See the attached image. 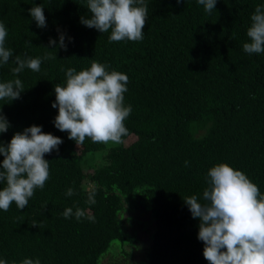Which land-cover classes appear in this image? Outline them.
<instances>
[{
    "label": "trees",
    "instance_id": "16d2710c",
    "mask_svg": "<svg viewBox=\"0 0 264 264\" xmlns=\"http://www.w3.org/2000/svg\"><path fill=\"white\" fill-rule=\"evenodd\" d=\"M144 3L143 40L109 42L111 29L101 33L81 22L91 17L87 0H0L5 47L13 51L0 64V83L20 79L24 89L19 99L0 100L9 123L0 145L34 125L63 141L44 156V188L35 189L24 209L13 202L0 210V260L7 264H102L116 241L121 253L108 255L131 258L140 250L141 264H209L198 239L200 220L184 199L195 195L208 203V172L221 163L242 171L264 195V53L243 50L251 16L257 6L264 9V0H217L211 13L198 0ZM35 6L43 7L44 28L30 15ZM61 34L66 50L59 46ZM17 55L41 59L40 71L26 67L13 74ZM93 62L129 78L124 105L132 112L120 144L86 138L77 145L54 124L55 86H66L68 68L79 72ZM97 152L105 162L86 171V159ZM3 160L0 154V166ZM93 188L96 203L90 204ZM138 189L137 199L145 205V196L151 207L143 209L150 214L146 222L121 216L123 209L139 210L133 200ZM67 208L73 209L69 218L63 216ZM77 208L85 212L79 221ZM140 228L149 235L144 243L130 232Z\"/></svg>",
    "mask_w": 264,
    "mask_h": 264
},
{
    "label": "clouds",
    "instance_id": "9594fccd",
    "mask_svg": "<svg viewBox=\"0 0 264 264\" xmlns=\"http://www.w3.org/2000/svg\"><path fill=\"white\" fill-rule=\"evenodd\" d=\"M90 18H82L88 28L101 33L111 29L109 42L122 40H143L148 10L144 0H87ZM181 0H177L180 3ZM217 0H198L206 12L211 13ZM138 5V6H137ZM31 17L40 28L46 27L42 6L32 7ZM251 26L247 30L250 42L244 43L243 50L248 54L264 53V9L257 6L251 16ZM8 33L0 23V64H6L13 57V51L5 47ZM71 39V38H69ZM65 37L59 38V46L65 48ZM54 40L49 41L54 45ZM51 57H44L50 59ZM13 74L21 73L26 67L34 72L40 71L41 59H22L15 57ZM66 86L54 88L58 107L55 127L69 133V139L82 145L86 138L93 143H122L128 135L124 124L132 112L131 105H124L128 76L118 71H106V66L93 62L87 70H66ZM20 79L0 83V100L10 102L20 98L23 92ZM9 123L0 113V133L7 132ZM63 141L52 134L41 131L40 126L26 128L16 133L7 147L0 145L4 156L0 181L6 187L0 190V210L7 212L15 202L18 209H24L35 189H43L49 179V162L45 154L51 153ZM187 165L188 162L186 161ZM209 188L204 190L203 198L208 203L198 202L195 195L184 199L193 218H199L198 239L205 244L204 258L209 264H264V195L242 171L235 170L226 163L212 167L208 172ZM95 188L88 193L87 202L95 204ZM67 196L74 195L72 188ZM73 209L67 208L63 216L69 218ZM79 221L85 216L84 210L77 208L74 213ZM87 219L95 222V217ZM0 264H7L0 260ZM22 264H40L37 259H25Z\"/></svg>",
    "mask_w": 264,
    "mask_h": 264
},
{
    "label": "rangeland",
    "instance_id": "374dc122",
    "mask_svg": "<svg viewBox=\"0 0 264 264\" xmlns=\"http://www.w3.org/2000/svg\"><path fill=\"white\" fill-rule=\"evenodd\" d=\"M94 155L92 157V155ZM86 160H87V163H85V169L86 171L88 172H91V168H93V166H99L101 164H103L105 162L104 160V153H101V152H97V153H91ZM141 194V190L138 189L135 193V196L133 198V200H136V206L139 208V210L137 211H133V212H126L128 209H123L121 211V216L122 218H127L128 216H132L131 217V221L132 220H135L136 218H139L141 220H143L144 222L148 221L150 219V214L145 212L143 209L147 206L149 209H151V207L149 205H147V198L144 196V203L145 205L142 203L141 200H138V196ZM126 201V200H125ZM126 212V213H125ZM136 217V218H134ZM138 223H140V221L137 220ZM149 225L151 226V224L149 223ZM145 228L144 229H141L140 228V232L138 233V231H133V230H130V232L132 234L135 235V237L139 238L141 241L140 243H144L147 239V237H149V235H146L145 234ZM128 244V243H126ZM122 246L123 244L120 242V241H116L114 242L111 247H110V250L105 253L102 258H101V261L102 264H141L140 261L142 259V256L140 254V250H136V254L134 253L133 256L131 258H126L125 255H119V256H113V255H108V254H116V253H121V249H122ZM129 259V260H128ZM146 264V263H145Z\"/></svg>",
    "mask_w": 264,
    "mask_h": 264
}]
</instances>
